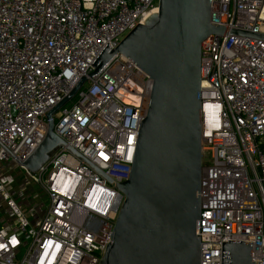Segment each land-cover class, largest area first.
<instances>
[{
    "label": "built area",
    "instance_id": "2783aa9c",
    "mask_svg": "<svg viewBox=\"0 0 264 264\" xmlns=\"http://www.w3.org/2000/svg\"><path fill=\"white\" fill-rule=\"evenodd\" d=\"M158 6L159 0H0V163L24 161L44 139L47 112L88 76L103 49L115 48ZM210 22L264 34V0H210ZM200 77V264H221V242L228 240L251 242V260L264 264V40L208 36ZM151 86L117 53L53 115L65 144L27 172L47 202L37 224L0 175V196L14 218L13 226L0 227V264L99 263Z\"/></svg>",
    "mask_w": 264,
    "mask_h": 264
},
{
    "label": "water",
    "instance_id": "95a60500",
    "mask_svg": "<svg viewBox=\"0 0 264 264\" xmlns=\"http://www.w3.org/2000/svg\"><path fill=\"white\" fill-rule=\"evenodd\" d=\"M225 33L264 40V34L212 24L210 0H159L156 13L93 63L87 77L119 53L152 80L129 176L117 185L124 199L98 264H200V50L208 36ZM87 77L47 112L38 147L24 161L16 160L26 172H37L65 144L54 133L53 115ZM221 264L259 262L251 260V242L228 240L221 242Z\"/></svg>",
    "mask_w": 264,
    "mask_h": 264
},
{
    "label": "rangeland",
    "instance_id": "374dc122",
    "mask_svg": "<svg viewBox=\"0 0 264 264\" xmlns=\"http://www.w3.org/2000/svg\"><path fill=\"white\" fill-rule=\"evenodd\" d=\"M11 169L19 172L22 176V179H24V186L22 189H16L15 187L13 188V185H11V181L8 180L10 174L9 171ZM0 175L2 177L3 183H7L5 184V186L10 197L13 198V200L16 202L19 208L22 209L23 212H25V215L28 218L30 217L31 210L35 209L38 206L42 208V205L45 206L47 204L44 199L43 188L39 186V184H37L32 178H30L27 172L17 163H14L12 161L1 162ZM18 191L20 194L14 196L13 193H18ZM13 223L14 218L9 211L7 203L0 196V227L4 224L13 226Z\"/></svg>",
    "mask_w": 264,
    "mask_h": 264
},
{
    "label": "crops",
    "instance_id": "0c3cea01",
    "mask_svg": "<svg viewBox=\"0 0 264 264\" xmlns=\"http://www.w3.org/2000/svg\"><path fill=\"white\" fill-rule=\"evenodd\" d=\"M7 162V161H6ZM9 181H11V185H13V188L15 187L16 189H22L24 186V179H22V176L19 172H16L15 170H10L9 171ZM12 174V175H11ZM7 184V183H5ZM40 186V185H39ZM12 190V189H11ZM44 192V190H43ZM19 191L18 193H13L14 196L19 195ZM44 195V199L46 202V198H45V192L43 193ZM46 205H42V208L40 206L36 207L35 209L31 210V216H30V221L32 224H37V222L39 221L40 217L42 216L44 210H45ZM4 225H8V224H4ZM3 225V226H4Z\"/></svg>",
    "mask_w": 264,
    "mask_h": 264
}]
</instances>
